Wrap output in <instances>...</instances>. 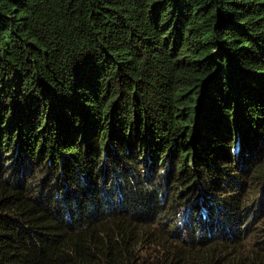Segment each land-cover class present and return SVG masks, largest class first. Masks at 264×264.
Listing matches in <instances>:
<instances>
[{"label":"trees","instance_id":"obj_1","mask_svg":"<svg viewBox=\"0 0 264 264\" xmlns=\"http://www.w3.org/2000/svg\"><path fill=\"white\" fill-rule=\"evenodd\" d=\"M0 264H264V0H0Z\"/></svg>","mask_w":264,"mask_h":264},{"label":"clouds","instance_id":"obj_2","mask_svg":"<svg viewBox=\"0 0 264 264\" xmlns=\"http://www.w3.org/2000/svg\"><path fill=\"white\" fill-rule=\"evenodd\" d=\"M181 219H183V218H181Z\"/></svg>","mask_w":264,"mask_h":264}]
</instances>
